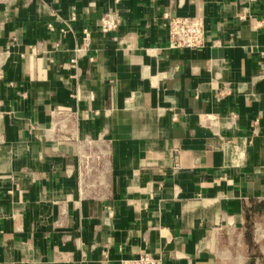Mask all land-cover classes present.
<instances>
[{
	"label": "crops",
	"instance_id": "0c3cea01",
	"mask_svg": "<svg viewBox=\"0 0 264 264\" xmlns=\"http://www.w3.org/2000/svg\"><path fill=\"white\" fill-rule=\"evenodd\" d=\"M143 250L264 264V0H0V264Z\"/></svg>",
	"mask_w": 264,
	"mask_h": 264
},
{
	"label": "built area",
	"instance_id": "2783aa9c",
	"mask_svg": "<svg viewBox=\"0 0 264 264\" xmlns=\"http://www.w3.org/2000/svg\"><path fill=\"white\" fill-rule=\"evenodd\" d=\"M119 1V0H117ZM170 40L176 48H198L205 43V26L200 17H168ZM52 27V25H50ZM118 27V17L115 13H108L102 18L100 29L102 32H109ZM90 30L84 29L83 43L77 51L86 50L90 40ZM122 264H164L163 258L154 255L149 250L141 251L137 256L122 261Z\"/></svg>",
	"mask_w": 264,
	"mask_h": 264
}]
</instances>
